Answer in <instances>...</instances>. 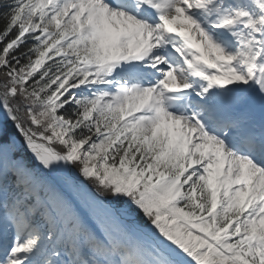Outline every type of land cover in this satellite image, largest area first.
I'll return each mask as SVG.
<instances>
[{"label": "snow or ice", "instance_id": "1", "mask_svg": "<svg viewBox=\"0 0 264 264\" xmlns=\"http://www.w3.org/2000/svg\"><path fill=\"white\" fill-rule=\"evenodd\" d=\"M0 264H264V0H0Z\"/></svg>", "mask_w": 264, "mask_h": 264}, {"label": "trees", "instance_id": "2", "mask_svg": "<svg viewBox=\"0 0 264 264\" xmlns=\"http://www.w3.org/2000/svg\"><path fill=\"white\" fill-rule=\"evenodd\" d=\"M8 129H9V131H10L12 134H14L15 136L19 137V138L21 139L22 143H23L22 138L20 137L19 133L15 130V128L12 126V124H11L10 121L8 122ZM25 152H27L26 149H25ZM29 155H30V154H29Z\"/></svg>", "mask_w": 264, "mask_h": 264}, {"label": "rangeland", "instance_id": "3", "mask_svg": "<svg viewBox=\"0 0 264 264\" xmlns=\"http://www.w3.org/2000/svg\"><path fill=\"white\" fill-rule=\"evenodd\" d=\"M18 139V138H17ZM21 142V141H20ZM22 143V142H21Z\"/></svg>", "mask_w": 264, "mask_h": 264}]
</instances>
